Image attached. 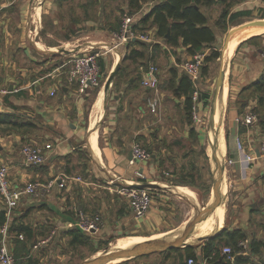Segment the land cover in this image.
Returning <instances> with one entry per match:
<instances>
[{
	"label": "crops",
	"instance_id": "crops-1",
	"mask_svg": "<svg viewBox=\"0 0 264 264\" xmlns=\"http://www.w3.org/2000/svg\"><path fill=\"white\" fill-rule=\"evenodd\" d=\"M143 1L145 0H142L139 10L130 14L134 16L133 24L137 26V30L145 32L141 19L152 6H148L145 10L143 7L148 3L153 5L159 0H146L144 3ZM66 2V0H0V90H4L0 92V112L12 116L10 121L0 123V162L9 166V179L13 185L32 180H46L59 174L69 177L66 188H55L49 193L23 197L13 212L10 247L16 257L27 264L32 261L45 264L42 257L44 251L48 252L47 257L49 255L52 257L55 248L64 240L72 244V237L68 231L76 227L81 229L77 225L80 213L88 217L98 215L102 221L99 212L102 214L107 212L102 227L88 233L89 236L100 230L104 232H108L109 229L116 230L117 227H121L122 231H135L137 226H146L150 221L159 223L160 228L158 231L146 234L147 238L163 236L174 230V227L165 225L169 219L166 209H170V201L166 195H161L155 204L153 199L150 209L143 217L138 218L127 197L122 203H118L113 197L87 193V187L97 186V183L73 174L75 162L73 163L72 159L75 150L79 147L82 125L85 123L84 127L90 131L97 123V118L90 120V114L94 113V107L91 111L90 106V93L93 88L82 91L76 83L69 84L66 79V66H60L70 58L71 53H52L51 50L61 47L62 44H71L72 46L69 47L75 48L77 52H83L91 46L98 48L96 44H108L102 38H90L89 31L93 29L110 33V44L119 37L121 22L118 31L112 27L111 29H104L102 26L90 28L92 25L87 20L83 28V24L71 19L73 14L65 13L63 8L67 7ZM128 2L123 0L121 3L123 4L121 8H125L124 12L129 11ZM224 2L225 0H215L213 5ZM260 2V5L264 6V0ZM246 3H248L246 0L236 2L231 12L243 9L242 6ZM213 5L202 6V9L209 16V24L216 29V21L220 14L212 16L211 10H215ZM57 12L61 20L56 18ZM57 23L60 25L59 30L56 31L54 27L58 25ZM70 24L74 25L72 29L68 33L64 32L63 26L69 27ZM145 28L149 31L146 33L157 37L158 42L154 43L156 45H150L144 41L148 43L149 48L145 57L138 58L140 60L138 71L141 75V86L147 91L154 92V95L148 99L147 104L143 105L136 104L139 98H136L134 93L128 96V91L125 89L119 91L114 95L115 104L110 106L107 102L110 116L105 125L104 141L101 134L94 130L88 136V144L90 150L92 149L91 153L100 160L104 157L116 173H128L130 177L136 174L140 178H146L145 176L150 173L154 178L163 167L170 165L173 170V165L179 159H184L189 153L196 151L200 135L193 119L187 116L185 96L175 95L172 87L177 77L187 74L183 63L193 55L189 54L182 45L167 44L156 35V27L151 23L146 24ZM82 38L89 39L90 43L82 47L77 42L76 45L71 43ZM245 40L241 37L231 40L234 41L232 45L237 44V47L230 57L228 66V82L226 81L228 104L226 103L224 131L225 162L228 163L230 159L233 161L226 166L227 181L239 192L242 213L231 221L226 215L222 202L219 214H225V221L221 227L213 231V235L223 228H241L247 234L248 243L251 240L258 242L254 252L247 244L246 248L242 247L240 251L234 252V259H229L223 248L231 246L225 240L214 241L211 245H207V237L188 241L189 245L193 246L195 256H189L184 246L180 247L179 251L135 257L121 264H187L190 257H193L197 264H208V260L217 251L224 255L225 260L230 264H264V195L258 197L260 188L264 186V156L259 153L260 144L264 139V122L262 113H256L262 104L257 92L244 90L264 72V38L260 40L259 45L254 41ZM126 46L127 43L125 50L121 47L116 51L109 50L112 59L105 55L100 57L101 75L109 66L110 72L112 71L121 53L126 56ZM150 63H154L158 69L157 89L146 88L142 84L145 70ZM160 71L164 74L162 81H160ZM202 75L197 82L200 93L209 92L212 95L213 93L204 83L207 72H202ZM134 83L135 78L131 77L129 85ZM103 92L107 91L102 90L101 93ZM152 98L159 100L156 111H152L149 106V100ZM143 100H146V96ZM199 101L203 106L202 97ZM250 111L257 114V121L246 125L238 120ZM104 120L105 117L101 121ZM12 121L32 123L34 126L15 125ZM151 124H155V127ZM237 137L242 138L247 152L256 151L258 157L250 165H246L242 160L243 154L237 150ZM27 142L38 144L43 149L46 144L52 145L50 149H45L48 157L43 163L31 166L24 164L21 148ZM135 142H142L147 146L142 144L145 148L150 149L152 156L149 160L131 161L130 155ZM162 171L165 173L164 169ZM222 173L224 174V171ZM153 178H148L146 182L160 185ZM0 210H5L1 196ZM109 212L111 215L108 217ZM32 213L37 216L36 219H30L29 215ZM191 215L178 221V227L187 223ZM69 223L72 225L70 226ZM16 225L31 228L32 236L29 238L24 231L15 230ZM55 253L56 251L54 255ZM239 254L247 255V258L237 261L236 255ZM59 256L57 254V257Z\"/></svg>",
	"mask_w": 264,
	"mask_h": 264
},
{
	"label": "rangeland",
	"instance_id": "rangeland-1",
	"mask_svg": "<svg viewBox=\"0 0 264 264\" xmlns=\"http://www.w3.org/2000/svg\"><path fill=\"white\" fill-rule=\"evenodd\" d=\"M66 1L67 2L65 3V5L67 7L63 8L65 10V13L67 15L68 13L73 14L71 19L77 20V22L83 24L84 26L83 28H85L86 26L85 23L87 20L90 23V25H92L90 26V28H97L102 26L104 29H111L110 27H112L117 29V31L119 30V25L123 18L122 15H124L125 13L124 12L125 8H121L123 6V4L121 5V3H123V0H66ZM145 1H143V3ZM235 1L237 0H226L224 3H216V5H213V9L215 10H211L212 16L213 17L218 16L221 13L222 8L226 4L230 5V8L232 9L236 3ZM246 1H248V3L242 6V8L250 9L251 10L250 15L242 16L233 21H229L225 28L217 26L216 29L218 31V34L215 41V45L219 47V50L223 48L226 35L232 27L250 20L264 18V6L260 5L261 0L258 1L246 0ZM148 6H150V3L145 4L143 9L144 10L147 9ZM130 11L134 12L135 9L130 8ZM62 17L64 18V16ZM56 18L61 20L59 12L56 13ZM46 23H48L47 17H46ZM59 25L60 24L54 27L56 31L59 30ZM72 26L74 25L70 24L69 27L65 25L63 26L62 29L64 32L67 31L68 33L72 29ZM144 30L145 32H149L147 31L148 30L147 28H144ZM89 32L91 33L90 38L93 37L102 38L104 41H107L108 44L111 41L110 40L111 34L107 33V31L104 32L102 30L98 31L93 29L90 30ZM263 38H264V32L258 34L255 33L247 34L246 38L244 39L246 40L248 39V41H254V43L259 45V42L261 43L260 40H262ZM116 40H118V38ZM79 41H75V42L71 41V43L76 45L77 42V44H80V47L90 43L89 39L87 38L79 39ZM103 44L107 45L106 43L96 44L98 47L97 49H100V51L102 52V56L105 55L106 57L112 59L111 52L110 51L108 52L103 47L104 46ZM60 46L69 47L72 45L62 44ZM121 48L122 50H125V45H121ZM205 51L208 53L209 49L206 48ZM139 61H140L139 59L135 61H132L131 59L123 60L122 66L118 72V75L115 79L113 86L112 87L107 86L106 89H105V85L107 83L111 67L109 66L107 67V69L105 68V70L101 75L100 85L93 88L90 93L91 111L94 107V113L90 114L91 115L90 120L97 118V123L95 125V128L91 129L90 131H87L86 128L84 127L85 123L82 125L83 126V129L81 130L82 135L81 137H79V141H78L79 147H77V149L75 150L72 159V162L73 163L75 162V164H73L75 165L73 174L75 175L78 174L84 180L97 183V186L90 185L89 187H87L86 189L87 193L96 194L97 196L103 195L108 198L113 197L115 201H117L118 203H122L126 199V196L123 194V185L118 184L116 181L112 179H109L106 171H108L109 174L116 176L120 181H125L127 183H136V182L144 183L153 177H151L150 173H148V176L144 175L146 178H140L136 174L130 177L128 173H120V172H119L120 174L116 173L113 170L112 166L106 162V159L104 157L101 158L100 160L97 158V156L94 155V153H91L88 144V136L91 134V132L97 130V132L102 136V141H104L103 135L105 132V125L110 116L109 109L106 110L107 111L106 113L104 111L103 102L105 98H107L108 103L111 106L116 103V97L114 95L117 94L119 91L125 89L126 91H128L127 93L128 96H130L131 93H134L136 98H139V100H136V104L141 103L145 105L147 104L148 99L154 95V92L152 93V91H147L140 84L141 75L138 71ZM219 66H220L219 58L214 59L208 63V67L206 71L207 76L205 77L204 83L210 89L211 93H213L212 90L214 89L215 86V82L219 71ZM161 73L162 72L160 71L159 72L160 81H162L163 80L162 77H164V74L162 73L161 76ZM131 77L135 78V83L133 85H129V79ZM102 90L103 91L106 90L107 92L105 93L103 92L102 94L101 93ZM144 96H146L145 101L143 100ZM211 96L212 97L210 99V104L213 95ZM166 97L167 96H165V98ZM210 104L207 109H204V107L200 103L199 116L201 120L199 122H195L193 120L194 126L197 129V131H199V135H200L199 142H197V150L189 153L188 157L184 159H179L178 162L173 165L174 167L173 170H172V166L170 165L163 167L162 170L164 169L165 173L161 170L153 178L157 180V183L159 182V184L162 185L163 187L185 186L183 187L184 191L196 192L197 195L195 201L200 208L207 205L210 202L212 197V186L214 182L212 169H211V159H210V156H212V146L210 145L209 142L210 139L207 133ZM104 114H105V120L100 121L102 115ZM151 125L152 127H155V124H151ZM225 126H226V119L224 118V131H225ZM140 143L143 144L142 142ZM144 146L147 147L146 145ZM147 149L150 151L149 148ZM225 156L226 155L224 154L222 159V163L224 165V179L222 182V188H223L222 202H224L226 215H228L231 221H234V219L238 218L242 213L241 212L242 204L238 190L233 189V187H231L230 184L228 183L229 181H227L226 166L229 165V163L225 162L226 159ZM97 160L100 162V165L99 163H97ZM189 173H191L193 176L190 175ZM166 189L167 188H165V190L154 188V189H149V191L152 193L154 199L153 204H155V202L157 203L158 199L163 194L166 195L170 201L169 202L170 209H166V211H168L167 214H169V219L165 225L174 227V230L171 231L170 233H165V235L171 236L172 234L179 232V230L181 229V227L179 228L177 225L178 221L182 220L183 218L189 217L190 214H193L194 207L192 203L188 201L186 198L176 193H171ZM263 195H264V186L260 188V194L258 195V197L261 198ZM34 213L29 215L30 219L37 218V216H34ZM99 213L102 221L104 222V216L107 215V212H105L104 214H102L101 212ZM93 215H95V213ZM109 215H111L110 212L108 214V217ZM102 221L101 224L99 223L101 227L103 223ZM158 228H160L159 223L150 221V223L146 224V226L144 225L137 226L135 231L134 230L122 231L121 227H117L116 230L109 229L108 232L107 231L104 232V230H100L98 233L92 236L90 235V239L86 244L72 245L69 243L68 240H64L59 247L55 248L56 251L55 255H54L55 252L54 251L52 253L53 255L52 257L51 255L47 257L48 252L44 251L42 257L44 258L45 264H80L85 259L103 253L106 248L110 249V243L113 240H115V238H117L118 236H122L123 234L126 235L128 233L134 234V232H136L135 234H142L145 236L150 232L158 231ZM195 240L197 241V239ZM57 254H59L60 256L57 257ZM153 255H157V254H153ZM153 255L151 257H153Z\"/></svg>",
	"mask_w": 264,
	"mask_h": 264
},
{
	"label": "built area",
	"instance_id": "built-area-1",
	"mask_svg": "<svg viewBox=\"0 0 264 264\" xmlns=\"http://www.w3.org/2000/svg\"><path fill=\"white\" fill-rule=\"evenodd\" d=\"M152 6V4H150ZM134 16L130 13L125 12L122 18L121 31L118 35V40L110 43L103 44L107 51L118 50L121 45H125L132 39H140L147 41L150 45L158 42L157 37L150 35L144 31L137 30L134 28ZM205 54L204 52H197L192 56L191 59L184 61L183 68L185 72L191 78L192 83L194 84V91L192 94L193 100V111L192 119L195 122L201 120L199 116L200 110V97L201 93L198 88V81L202 78V67L205 63ZM102 52L100 49L95 47H89L86 51L83 52H72L70 58L63 63L60 67L66 66V79L69 84L76 83L80 90L86 91L88 89L95 88L100 85L101 79V66H100V57ZM264 59V51H263ZM58 67V69L60 68ZM158 69L154 63H150L147 69L145 70V76L142 79V84L146 88L157 89L158 88ZM4 91V90H0ZM159 100L157 98H152L149 100V106L152 111H156L158 107ZM257 114L255 112H248L244 114L240 119L243 124L249 125L257 121ZM51 144H46L45 149H50ZM236 147L238 152L243 154L242 160L246 165H250L258 156L255 150L249 152L246 151L245 143L241 137L236 138ZM42 146L34 143H24L21 148V154L23 157L24 164L31 166L34 164L43 163L48 154ZM264 156V139L260 144V150ZM151 152L145 148L140 142H135L132 146V159L139 161H147L151 158ZM228 163L231 164L233 161L230 159ZM69 177L66 175H55L46 180H32L25 182L20 185H13L9 179V166L0 162V196L4 203L6 221L0 226V264H27L20 261L10 247V226L11 219L14 210L18 207L21 199L26 196L40 195L44 193H49L55 188L63 189L67 186V181ZM77 179H80L77 177ZM123 194L127 197L129 204L134 211L136 217H143L146 212L150 209L153 196L152 193L145 188H136V187H126L123 186ZM101 220L98 215L88 217L84 213H80L77 225L85 232L91 233L99 229ZM71 226L72 224L69 223ZM22 237V235H20ZM243 248L247 247L248 240H241L239 243ZM223 252L228 256L229 259H234V253L232 248L226 246L223 248ZM187 264H197L193 257L188 258Z\"/></svg>",
	"mask_w": 264,
	"mask_h": 264
},
{
	"label": "trees",
	"instance_id": "trees-1",
	"mask_svg": "<svg viewBox=\"0 0 264 264\" xmlns=\"http://www.w3.org/2000/svg\"><path fill=\"white\" fill-rule=\"evenodd\" d=\"M128 1L129 13H133L130 11V8L138 10L141 7L142 0ZM238 1L243 0H237L235 2ZM214 3L215 0H159L156 3H153L151 9L141 19V24L145 28L146 24L151 23L156 27V35L158 37H161L169 45L184 46L186 48V51L191 55H194L197 52H204L205 49L208 48L209 52H206L205 54V63L202 67V72L206 73L208 63L214 59L219 58L220 56L219 47L215 45V41L217 38L216 29L209 24V16L202 9V6H210ZM250 14V9H239L231 12L230 5L226 4L221 10L219 18L216 21V25L225 28L229 21H233L235 19H238L239 17L247 16ZM134 28L138 29L137 26H134ZM148 48V43L140 39H132L127 43L125 59H131L132 61H135L140 57H145V55L148 53ZM172 87L175 95L185 96V110L188 118L192 119V94L194 91V87L191 78L187 74H182L177 77L175 82L172 84ZM244 90L251 93H258L262 107L256 110V113H262L261 116L264 122V72L258 79L247 85ZM201 97L203 106L207 109L210 104L211 94L209 92H201ZM11 118L12 116L10 114L0 112V123L8 122ZM12 122L13 124H17L20 126H34V124L32 123L23 124L22 121H19L20 123L18 121ZM189 174L192 175L191 173ZM5 221V210H0V225L4 224ZM11 228L12 227H10V229ZM14 229L18 232L24 231L29 238L32 236L31 228H29L28 226L16 225ZM68 232L72 237V244H86L90 239V236L87 232L77 227L69 229ZM246 238L247 234L241 228H223L216 234L208 237L207 245H211L214 241L225 240V242L231 246L234 253L242 249V246L239 244V240H243ZM257 243L258 242H256L255 240H251L250 243H248L251 251L254 252ZM179 249L180 248H174L172 250H167L159 253L169 252L173 250L179 251ZM185 250L189 256H195L193 246L188 245L185 247ZM207 256H209V254H207ZM246 258L247 255H236L237 261L245 260ZM131 259L120 261L117 264L125 263ZM28 264L37 263L32 261ZM208 264H230V262L228 260H225V256L217 251L212 255V258L208 260Z\"/></svg>",
	"mask_w": 264,
	"mask_h": 264
},
{
	"label": "water",
	"instance_id": "water-1",
	"mask_svg": "<svg viewBox=\"0 0 264 264\" xmlns=\"http://www.w3.org/2000/svg\"><path fill=\"white\" fill-rule=\"evenodd\" d=\"M255 24H262L264 26V18H259L255 20H250L241 24H238L234 27H232L225 38L223 48L220 50V66L219 71L217 75V79L215 82V86L213 89V98L210 104L211 108V119H214L215 111L216 109H222L223 102H224V92H225V85L226 81L228 82L227 75H228V66L230 62V52L229 47L231 40L233 36L241 29L248 27L250 25ZM75 48L71 47H57L56 49H52L51 52H57V53H72L75 52ZM125 59V55L122 53L120 54V57L116 63V65L113 67L112 71L110 72L108 76L107 83L105 85V89L107 86L112 87L115 79L118 75V72L122 66V62ZM107 98L104 100V111L107 110ZM224 107V106H223ZM215 109V110H214ZM225 111V109H224ZM105 117V114L102 115L101 120ZM210 123V122H209ZM213 124V122H212ZM221 126H222V120L218 123V127L215 126L214 129V143L212 145V156H210L211 159V169H212V175H213V186H212V197L210 202L203 206L199 207L196 201L185 195L184 193H180L178 188L176 186H165L157 185L154 183H127L125 181H120L116 176L111 175L107 172V175L109 179H112L116 181L118 184H121L126 187H136V188H145V189H163L167 188L171 193H176L184 198H186L188 201H190L194 207V213L190 217V219L185 223L179 232H176L172 234L171 236L163 235L158 237H151L147 238L143 241L136 242L128 247L124 248H116V249H109L106 248L103 253L93 256L91 258L83 260L80 264H110L113 261L120 262L123 260L140 257L144 255H149L153 253H159L167 250H172L174 248H180L189 245L188 239L194 232L195 226L198 222L206 219L209 217L214 210L222 204V182L224 179V174L222 173V170H224V165L222 161L220 160V133H221ZM92 151V149H91ZM132 157V155H130ZM97 163L100 162L97 160ZM213 235V233H210L206 236L200 237V239H204L207 237H210Z\"/></svg>",
	"mask_w": 264,
	"mask_h": 264
},
{
	"label": "bare ground",
	"instance_id": "bare-ground-1",
	"mask_svg": "<svg viewBox=\"0 0 264 264\" xmlns=\"http://www.w3.org/2000/svg\"><path fill=\"white\" fill-rule=\"evenodd\" d=\"M262 32H264V26L262 24L250 25L248 27H245V28L239 30L233 36L232 40H235V39H237L239 37H241V39H244V38H246L247 34H251V33L258 34V33H262ZM244 34H246V35H244ZM233 42L234 41H231L230 46L232 45ZM236 47H237V44H234V45H232L229 48L230 56L234 54V52L236 50ZM227 98H228L227 97V87L225 85L224 102H223V106L224 107L222 106V109H216L215 116H214L213 120L211 119V114H210L211 113V108H210V110H209V121H208V126H207V131H208L207 133H208L209 139H210L209 142H210V145L212 146L213 143H214V140H215L214 139L215 126L218 127V123L220 122V120H222L221 133H220V156H219L221 161H222L223 156L225 154V144H224V118H225V111H224V109L226 110ZM212 122H213V124H212ZM222 171H224V170H222ZM177 188L180 191V193H184L185 195H187V196L193 198L194 200H196V195H197L196 192H194V191H184L183 187H181V186H178ZM220 209H221V205H219L209 217H207L206 219L198 222L196 224V226H195L194 232L189 237L188 241H192L194 239L203 237V236L208 235L210 233H214V232H212L213 230H216L219 227H221L224 224V221H225V214L220 215L219 214V210ZM186 221H187V219H186ZM145 239H147V237H145L143 235H136V234L118 236L117 238H115V240H113L110 243V249L128 247V246H130V245H132V244H134L136 242L143 241ZM115 263H117V262L113 261L110 264H115Z\"/></svg>",
	"mask_w": 264,
	"mask_h": 264
}]
</instances>
